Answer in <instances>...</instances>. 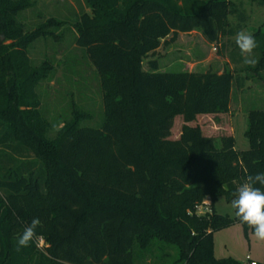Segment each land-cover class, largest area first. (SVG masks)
Listing matches in <instances>:
<instances>
[{
  "label": "trees",
  "instance_id": "16d2710c",
  "mask_svg": "<svg viewBox=\"0 0 264 264\" xmlns=\"http://www.w3.org/2000/svg\"><path fill=\"white\" fill-rule=\"evenodd\" d=\"M83 1L87 9L73 21L50 17L28 30L19 15L30 1L0 0V264H144L154 243L177 249L172 264H250L214 256V233L239 222L215 203H230L247 175L264 171V109L249 111V148L241 151L229 133L216 146L197 119L219 123L230 112L242 83L235 73H264V30L253 33L255 67L165 71L150 58L145 68L161 40L171 44L179 32L201 30L212 43L235 36L237 4ZM69 22L97 71L104 120L82 126L75 110L48 138L37 88L53 66L29 52ZM238 57L232 53L234 63ZM207 198L212 213L198 215ZM33 217L41 221L37 238L18 252L16 238Z\"/></svg>",
  "mask_w": 264,
  "mask_h": 264
},
{
  "label": "rangeland",
  "instance_id": "374dc122",
  "mask_svg": "<svg viewBox=\"0 0 264 264\" xmlns=\"http://www.w3.org/2000/svg\"><path fill=\"white\" fill-rule=\"evenodd\" d=\"M29 1L31 6L19 15V20L28 30L36 28L50 17L71 22L76 15H81L87 9L83 0ZM233 1L242 13L230 17L237 33L241 30L251 33L259 28L264 30L263 7L254 0ZM70 22L59 30L58 38L51 37L47 40L40 38L32 44L29 52L36 64L48 61L53 66L49 76L37 88L41 100L40 110L49 125L48 138H53L58 130L77 114L75 110L84 114L81 119L82 126L97 128L104 120L97 71L85 49L75 44ZM235 36L222 38L219 43H212L205 38L201 30L179 32L177 39L171 44L164 45L165 39H162L161 46L155 54H149L144 66L148 68L147 61L156 58L160 69L165 71L222 72L224 69L233 71L235 67L245 68L246 65L239 57L237 63L232 61V53L240 52L235 44ZM235 74L242 79V83L234 85L230 112L221 117L219 123H215L213 116H206L197 119V124L215 138L216 146H220L219 138L222 135L232 134L236 141L235 148L241 151L249 148L245 136L249 111L264 109V80L261 79L264 73L244 70L240 74ZM215 208L219 214L234 218L230 203L224 197L217 200ZM213 241L214 256L217 259L231 257L243 263H248L249 259L258 263L264 262V241L255 239L252 232L246 233L239 222L216 231ZM43 245L44 242L40 241L39 246ZM152 247L153 258L148 254L144 264H172L175 260L177 254L175 247L160 243H154Z\"/></svg>",
  "mask_w": 264,
  "mask_h": 264
},
{
  "label": "clouds",
  "instance_id": "9594fccd",
  "mask_svg": "<svg viewBox=\"0 0 264 264\" xmlns=\"http://www.w3.org/2000/svg\"><path fill=\"white\" fill-rule=\"evenodd\" d=\"M235 44L243 57V64L255 67L259 62L254 55L258 47L255 35L247 30H241L235 36ZM258 162L257 159L252 161L253 164ZM232 195L230 209L233 217L252 229L255 239L264 241V171L247 175ZM40 225V219L33 217L31 223L18 234L16 238L18 252L29 247L37 238V229Z\"/></svg>",
  "mask_w": 264,
  "mask_h": 264
},
{
  "label": "built area",
  "instance_id": "2783aa9c",
  "mask_svg": "<svg viewBox=\"0 0 264 264\" xmlns=\"http://www.w3.org/2000/svg\"><path fill=\"white\" fill-rule=\"evenodd\" d=\"M211 200L209 198L205 199L202 205L197 206L196 212L198 215H206L211 214L212 211L210 209ZM249 259V258H248ZM250 264H256V261L250 260Z\"/></svg>",
  "mask_w": 264,
  "mask_h": 264
}]
</instances>
